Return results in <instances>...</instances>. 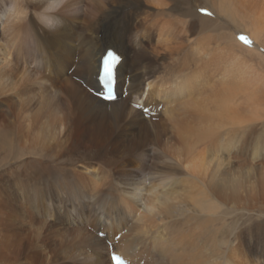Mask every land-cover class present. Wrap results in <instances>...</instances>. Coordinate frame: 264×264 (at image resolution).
I'll list each match as a JSON object with an SVG mask.
<instances>
[{"label": "bare ground", "instance_id": "6f19581e", "mask_svg": "<svg viewBox=\"0 0 264 264\" xmlns=\"http://www.w3.org/2000/svg\"><path fill=\"white\" fill-rule=\"evenodd\" d=\"M201 1L224 17L221 23L213 13H194L187 0H66L55 13L60 24L54 29L30 12L22 29L0 31L2 192L18 214L29 210L30 218L15 226L24 230L19 243H5L0 234V264H36L37 256L48 254L45 264L67 258L100 264L87 249L108 248V242L129 264H236L231 242L244 239L245 226L231 236L228 224L214 222L213 211L221 200L239 202L247 193L249 172L230 173L228 147L236 133L251 134L243 130L259 119L264 78L240 58L248 72L232 68L236 59L227 58L243 48L253 51L216 25L236 27L233 36L247 29L261 42L264 10L257 8L260 0ZM234 2L254 9L236 11ZM46 3L29 0L28 7L39 12ZM218 44L225 46L217 49ZM107 48L122 57L116 66L118 97L110 102L88 90L97 87L99 57ZM216 69L223 72L217 80ZM248 84L256 94L252 113L238 117L234 104ZM137 104L153 114L146 117ZM87 176L94 183L85 185L94 190L98 206L86 215L67 186ZM183 178L193 183L180 184ZM17 184L29 188H13ZM181 190L193 210L184 209ZM154 201L157 213L134 219L144 202ZM37 209L48 210L45 227ZM64 213L79 226L63 225ZM123 219L130 222L127 231L117 233L125 242L115 244L117 233L109 232ZM148 247L156 252L139 250ZM104 254L111 264L109 249Z\"/></svg>", "mask_w": 264, "mask_h": 264}, {"label": "rangeland", "instance_id": "374dc122", "mask_svg": "<svg viewBox=\"0 0 264 264\" xmlns=\"http://www.w3.org/2000/svg\"><path fill=\"white\" fill-rule=\"evenodd\" d=\"M192 9L194 10V13L199 14V15H210V13H213L209 6L205 5L201 0H187ZM193 2V3H192ZM203 6H206L205 8ZM262 6V7H261ZM208 7V8H207ZM236 11H245L248 13H251L252 10L254 9L253 7H250L249 5H239L238 3L234 2L233 6ZM204 8V9H203ZM261 11L264 10V0H260L258 7ZM262 9V10H261ZM264 12V11H263ZM214 14V15H213ZM212 15L215 16L216 13H213ZM210 15V16H212ZM216 22H220L221 18L224 19V17H220L216 15ZM197 20V19H196ZM217 27H220V31L227 32L229 31L231 33L230 39L236 38L237 41H242L243 47H248L250 48L253 52H251L249 49H242L241 52H237L238 48L236 46H232L231 49L233 51H236L237 54L236 56L233 57L231 56L228 59L229 62H234L232 63L233 67L231 66V63L229 64L228 67L234 68H239L241 70L243 69V62H245L244 66L248 65L250 66L251 70L252 68L257 69L258 75L263 79L264 76V37L262 36L261 42H255L256 40L250 35V32H248L247 29H240L234 32L233 36V29L236 27H232V29L229 28V26H220L216 25ZM244 29V30H243ZM246 30V31H245ZM238 31L243 32L242 34L244 35L243 40L240 39L238 36L239 34L242 35L241 33L238 34ZM229 41L223 42L226 46H229ZM263 42V43H262ZM258 43H260L258 45ZM228 44V45H227ZM235 44V43H232ZM253 44H256L257 47L253 48ZM263 44V45H262ZM225 45L218 44L215 45L217 49H220V47H223ZM237 50H236V49ZM114 49V48H113ZM115 50V49H114ZM249 52V55H248ZM247 53V54H246ZM251 53V54H250ZM256 54V55H255ZM248 55V56H247ZM226 56V57H227ZM240 56V57H239ZM244 56V57H243ZM258 56V57H256ZM260 56V57H259ZM233 58V59H232ZM240 58L242 61L239 62L238 59ZM246 59V60H244ZM238 65H237V63ZM248 63V64H247ZM242 65V66H241ZM237 66V67H236ZM231 68V69H232ZM230 70V69H229ZM253 69L252 71H254ZM222 70L214 72V78L217 80L221 77H223L221 74ZM248 72L247 70H245ZM235 74V73H234ZM236 73L235 75H237ZM249 78H246L248 80ZM243 80V81H246ZM251 80V79H250ZM260 95L258 97V102L259 106L261 103H263L260 107L261 111L259 110L258 112V120H251V128L249 130H243V133H246V131H251V134L249 135H243L240 136L238 133H236L233 137V139L229 142V151H230V164H231V171L230 173L232 174H237L239 175V171L243 170V173H246L245 171L249 172L248 178L245 182L246 184V194L244 192L242 193L241 201H236L233 199H223L221 200L220 207L217 211H213V214L215 216L214 222L219 226L222 223L228 224L227 227H231V236L233 234H236L240 230V227H244L245 230V236L244 239L238 240L236 239L235 241L231 242L233 245V249L235 250L233 255V261H235L236 264H264V87H262V84H264L263 81H260ZM253 88H251V84H248V87L245 86L241 91H239L237 97H240L239 100L234 104L238 105L239 108H236L238 112V117L243 116L245 114L250 115L251 108H250V101L251 99L256 95L255 91H251ZM246 96L248 97L246 99ZM244 97V99H243ZM256 99V98H255ZM249 100V101H246ZM257 100V99H256ZM261 102V103H260ZM263 108V110H262ZM263 111V112H262ZM261 115V116H260ZM253 118V115H251ZM136 129H138L137 125H134ZM245 131V132H244ZM134 134V133H133ZM258 135H260L258 137ZM159 160H156L155 163H159ZM4 164L1 162V156H0V176L3 175L4 173ZM192 167H190V164H184L183 169L185 172H188L192 174L197 180L199 177L198 174L192 172L191 170ZM237 172V173H236ZM184 176L183 174H181ZM245 175V174H243ZM186 177V176H185ZM83 180H77V178H74L72 183L67 186V191L75 194L72 197L75 199H72L73 201L75 200L77 204V209L79 208H86V215L89 213L90 207H97L98 203H96V194L94 190H92L89 186H86L85 183H94L91 178L83 177ZM245 179V178H244ZM3 177H0V234L3 236V239L5 243H11L17 244L22 240V236L24 235V230H16L15 226L18 224H22V222H26L25 225L28 224V221L30 220L29 218V210H25L24 213H17L18 208L11 205L8 200L10 196L7 198L3 197V192L2 188L4 186L3 184ZM8 182V181H7ZM197 182V181H196ZM195 182V183H196ZM15 183H20L18 181H15ZM183 183H193V180L188 179L184 180V178L181 180L180 184ZM178 183V185H180ZM29 188L28 185L22 186L21 184L13 185V188ZM15 188V189H16ZM168 188V187H167ZM178 189L180 188L177 187H170L169 189ZM55 193V198L57 202L60 204V195L57 197L56 191ZM178 195L183 201V206L184 209H189L193 210L192 206V201L191 199L186 195V191L181 190L178 192ZM12 196V195H11ZM23 202V198L21 200ZM45 203H47V200L44 199ZM37 213V220L39 221V225L42 227H45V225L49 222H45V220L48 218L50 219L49 215H47L48 210H39L37 209L35 211ZM139 211H136L134 214V219L138 217ZM75 219L78 216L77 211L71 210V213ZM71 217H67V214H63V217L65 218L66 221H63V225L70 226V227H78V223L74 221V219ZM68 222V223H67ZM130 222H127L126 219H123L120 221L118 224H115L113 226V231L109 232L111 234V237H113L117 232H119L122 229H126L128 226L126 224H129ZM233 228V229H232ZM237 230V231H236ZM233 232V233H232ZM95 233V232H93ZM51 240L55 241V236L52 234ZM125 242L124 237H120L117 243L115 244H122ZM239 248V249H238ZM86 248H83L80 251H85ZM142 250L146 255L149 252H156L154 247H148L145 249H140ZM237 250V251H236ZM231 251V249L229 250ZM107 253L108 255V248H96V249H87V253L91 255L93 258L102 260L100 264H107V261L105 260V254ZM138 252V250L136 251ZM77 254V253H76ZM49 258V254L46 256H37L35 258L36 264H45L43 260H46ZM238 262V263H237ZM241 262V263H240ZM8 264H13L8 263ZM48 264H52L50 261ZM58 264H84L82 261H78L75 263V259L68 261V258L59 260ZM87 264V263H86Z\"/></svg>", "mask_w": 264, "mask_h": 264}, {"label": "clouds", "instance_id": "9594fccd", "mask_svg": "<svg viewBox=\"0 0 264 264\" xmlns=\"http://www.w3.org/2000/svg\"><path fill=\"white\" fill-rule=\"evenodd\" d=\"M65 2L66 0H47L45 7L41 11L35 12L29 9V0H0V31L22 29L28 24L30 12L45 28L54 29L60 24L59 17L55 13L60 10ZM41 14L44 15L45 19L40 18ZM158 203L159 201L144 202L137 218L145 215L152 216L157 213Z\"/></svg>", "mask_w": 264, "mask_h": 264}]
</instances>
